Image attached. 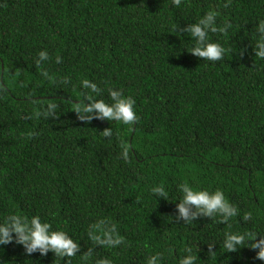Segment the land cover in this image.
<instances>
[{
  "label": "trees",
  "instance_id": "16d2710c",
  "mask_svg": "<svg viewBox=\"0 0 264 264\" xmlns=\"http://www.w3.org/2000/svg\"><path fill=\"white\" fill-rule=\"evenodd\" d=\"M209 10L218 24L232 25L226 34L209 33L229 50L218 62L194 56L190 33L180 30ZM259 19L264 0L227 7L224 0H0V219L39 215L80 244L76 255L61 258L9 242L0 245V264H95L102 257L145 264L156 252L162 264H178L185 245L198 249L196 264H264L247 245L227 252L221 243L229 231L264 234ZM41 49L49 59L35 66ZM41 67L70 84L42 78ZM83 79L97 82L105 100L109 87L131 95L138 120L78 119L72 109ZM49 103L58 104V115L45 119L39 106ZM106 127L111 137L103 136ZM180 183L218 188L253 218L224 224L198 216L182 224L175 220ZM156 184L167 199H153ZM98 219L116 224L120 245L89 239Z\"/></svg>",
  "mask_w": 264,
  "mask_h": 264
},
{
  "label": "clouds",
  "instance_id": "9594fccd",
  "mask_svg": "<svg viewBox=\"0 0 264 264\" xmlns=\"http://www.w3.org/2000/svg\"><path fill=\"white\" fill-rule=\"evenodd\" d=\"M227 7L230 0H224ZM174 5H179L181 0H172ZM232 25L228 21L217 23V13L215 10H209L201 15L195 22L186 24L180 30L190 33L193 44L190 52L202 60L209 62L221 61L227 50L221 43L209 39V33L226 34ZM256 39L254 43V55L264 59V19H259L255 24ZM253 48V45H252ZM49 59V53L41 49L34 59L35 66H41L42 62ZM57 63L61 57H55ZM40 75L53 84H70L68 77H55L49 73L46 68L41 67ZM104 89L95 81L83 79L80 81L81 99L74 102L72 109L81 121H90L93 117L102 120L120 122L123 125H133L138 116L134 109L136 100L131 95H124L119 88L109 87L107 89L108 99L102 98ZM58 104L49 103L40 105L38 114L45 119L58 115ZM104 137H111L113 130L106 127L102 131ZM121 157L127 161L129 155V146L121 145ZM179 199L175 205L178 210L175 220L182 221V224H192L198 216L208 218H217V222L224 224L233 217H239L241 222L250 221L253 218L251 211L241 212V210L231 203L222 190H208L206 188H194L190 184L180 183L177 185ZM152 197L166 198V188L162 184H156L150 188ZM155 200V199H154ZM156 201V200H155ZM259 235V239L257 236ZM87 235L94 244L116 247L122 243V238L117 231V226L105 219H98L93 222L88 229ZM15 242L23 246L25 253L31 254L39 251L45 254L52 251L55 256L61 258L72 257L79 252L80 244L76 242L67 232L53 229L52 225L42 220L39 215L31 217L11 213L3 219H0V245ZM250 242V243H248ZM224 251H236L242 246L247 245L255 249V255L258 259L264 261V234L260 232H240L229 231L225 233L222 241ZM212 244L209 246L211 248ZM92 249H88L82 258L87 259ZM184 254L178 258V264H196L198 259L196 250L191 245H185ZM164 254L156 252L146 258L145 264H162ZM95 264H113L107 257L99 258Z\"/></svg>",
  "mask_w": 264,
  "mask_h": 264
}]
</instances>
